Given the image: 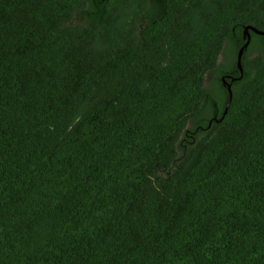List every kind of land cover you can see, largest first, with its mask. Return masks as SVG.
<instances>
[{
  "label": "trees",
  "instance_id": "1",
  "mask_svg": "<svg viewBox=\"0 0 264 264\" xmlns=\"http://www.w3.org/2000/svg\"><path fill=\"white\" fill-rule=\"evenodd\" d=\"M246 25L264 0H0V264H264Z\"/></svg>",
  "mask_w": 264,
  "mask_h": 264
},
{
  "label": "water",
  "instance_id": "2",
  "mask_svg": "<svg viewBox=\"0 0 264 264\" xmlns=\"http://www.w3.org/2000/svg\"><path fill=\"white\" fill-rule=\"evenodd\" d=\"M249 30H253L255 33L257 34H260V35H264V31L262 30H258L256 28H254L253 26H250V25H246L244 28H243V37L246 38V41L244 42V44L239 48L238 50V53H237V65L240 69V71L242 70L241 68V64H240V58H241V54L243 52V49L248 45L249 43V40H250V33H249ZM223 83L225 84V80L223 79L222 80ZM226 86H227V89H228V92H229V100H228V103L226 105V108L225 110L227 109L229 103H230V100H231V97H232V93H231V90H230V84L229 83H226Z\"/></svg>",
  "mask_w": 264,
  "mask_h": 264
},
{
  "label": "rangeland",
  "instance_id": "3",
  "mask_svg": "<svg viewBox=\"0 0 264 264\" xmlns=\"http://www.w3.org/2000/svg\"><path fill=\"white\" fill-rule=\"evenodd\" d=\"M255 47H259L258 49H261V45H259V44H257ZM256 53V51H252L251 52V56H253L254 54ZM224 58H225V56H224V54L222 53L220 56H219V63H222V62H224ZM213 81H214V75L213 74H208L207 76H206V85H208V86H210L212 83H213ZM214 84V83H213ZM211 87V89H210V91H212V93H215L216 91H215V89H216V85L214 84V85H212V86H210Z\"/></svg>",
  "mask_w": 264,
  "mask_h": 264
}]
</instances>
